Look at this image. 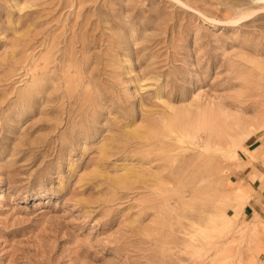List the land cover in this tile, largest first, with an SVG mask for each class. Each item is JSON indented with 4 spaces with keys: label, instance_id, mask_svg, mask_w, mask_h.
I'll return each instance as SVG.
<instances>
[{
    "label": "rangeland",
    "instance_id": "obj_1",
    "mask_svg": "<svg viewBox=\"0 0 264 264\" xmlns=\"http://www.w3.org/2000/svg\"><path fill=\"white\" fill-rule=\"evenodd\" d=\"M0 264H264V0H0Z\"/></svg>",
    "mask_w": 264,
    "mask_h": 264
},
{
    "label": "bare ground",
    "instance_id": "obj_2",
    "mask_svg": "<svg viewBox=\"0 0 264 264\" xmlns=\"http://www.w3.org/2000/svg\"><path fill=\"white\" fill-rule=\"evenodd\" d=\"M222 261V260H221ZM224 261V260H223ZM213 263V262H212ZM214 263H216V262H214Z\"/></svg>",
    "mask_w": 264,
    "mask_h": 264
}]
</instances>
